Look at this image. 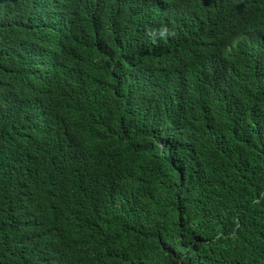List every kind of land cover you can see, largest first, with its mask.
Listing matches in <instances>:
<instances>
[{
	"label": "trees",
	"instance_id": "obj_1",
	"mask_svg": "<svg viewBox=\"0 0 264 264\" xmlns=\"http://www.w3.org/2000/svg\"><path fill=\"white\" fill-rule=\"evenodd\" d=\"M199 6L239 40L217 74L150 28L140 66L116 31L100 51L66 38L57 87L26 38L29 12L48 18L33 0H0V264H52L22 256L29 237L62 264H264V0Z\"/></svg>",
	"mask_w": 264,
	"mask_h": 264
},
{
	"label": "clouds",
	"instance_id": "obj_2",
	"mask_svg": "<svg viewBox=\"0 0 264 264\" xmlns=\"http://www.w3.org/2000/svg\"><path fill=\"white\" fill-rule=\"evenodd\" d=\"M63 2L64 0H33V4L38 6L33 10L46 16L49 23L35 20L31 12L24 21L31 24L27 29L28 45L44 49L49 54L46 58L37 57L36 59L37 67L43 69L42 82L49 86L58 87V81L67 76L62 74L55 77V73L52 72L57 62L54 56L65 51L63 42L66 38L72 40L85 35L86 40L96 44L100 51L102 43L116 31L121 36L123 43L129 45L133 50L134 65L140 66L146 56V48L139 44V40L146 30L152 28L156 30L151 32L154 42L159 35L160 38L175 43L179 49L182 45L185 48V60L204 62L205 71L214 74L224 68L230 52L239 43V40L220 36L214 30L199 6V4H207L208 0H195L190 6L179 0L175 2L170 0H71V5L65 12L61 11ZM89 3H91L90 6ZM86 18H92L96 27L103 30L101 36L91 37L87 33ZM171 19L178 21L173 28L165 25ZM45 30L48 32L44 33ZM241 32L249 40L256 33ZM49 37L57 41V47L51 51H47L45 47V41ZM49 66L51 68L48 70L46 67ZM69 75L79 77V72L72 69L69 71ZM5 81L18 98H24L20 89L11 86V82L15 81L12 74H5ZM82 146L83 149H86L94 145L84 137ZM58 196L65 199L66 197H75L76 193L63 188ZM61 254L57 250L49 251L44 248L42 237L27 238L22 248L23 257L32 256L37 262L48 260L52 264H62L60 262Z\"/></svg>",
	"mask_w": 264,
	"mask_h": 264
}]
</instances>
